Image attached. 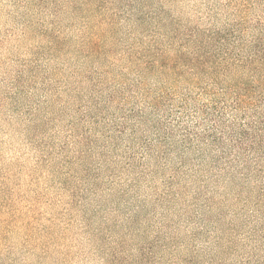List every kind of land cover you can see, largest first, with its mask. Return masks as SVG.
I'll list each match as a JSON object with an SVG mask.
<instances>
[{
	"label": "rangeland",
	"instance_id": "rangeland-1",
	"mask_svg": "<svg viewBox=\"0 0 264 264\" xmlns=\"http://www.w3.org/2000/svg\"><path fill=\"white\" fill-rule=\"evenodd\" d=\"M258 81L264 0H0V264H264Z\"/></svg>",
	"mask_w": 264,
	"mask_h": 264
},
{
	"label": "trees",
	"instance_id": "trees-1",
	"mask_svg": "<svg viewBox=\"0 0 264 264\" xmlns=\"http://www.w3.org/2000/svg\"><path fill=\"white\" fill-rule=\"evenodd\" d=\"M257 83H258V85L264 87V84H263L262 82L258 81ZM238 88L241 89V87H238ZM244 94H245V93H244ZM255 95H256V94H255ZM258 95L264 96V93H263V94L258 93ZM245 96H253V95H248V94H246ZM245 101H246V100L243 99V95L238 94V95L235 97V100H234L235 103H233V106H235V105H236V106H240V105H242L243 103H245ZM234 104H235V105H234ZM212 130H214V128H213ZM247 134H249V133H247ZM251 138H253V137H251ZM253 146H254V143H253V142H250V143L247 144V147H241V146H239V147H240L241 149L246 150L247 148H251V147H253Z\"/></svg>",
	"mask_w": 264,
	"mask_h": 264
}]
</instances>
